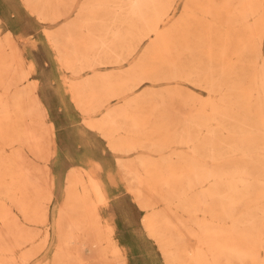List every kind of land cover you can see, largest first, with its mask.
<instances>
[{"label": "bare ground", "instance_id": "obj_1", "mask_svg": "<svg viewBox=\"0 0 264 264\" xmlns=\"http://www.w3.org/2000/svg\"><path fill=\"white\" fill-rule=\"evenodd\" d=\"M179 1L87 0L84 18L66 24L61 30L66 35V44L70 45L65 47L71 50L63 56L68 69L77 74L83 70L95 73L72 88L81 103L86 102L87 109L95 112L104 107L106 95L125 99L148 81H174L178 85L185 80L204 89L206 96L183 95L178 89H163L164 93L147 90L131 95L124 104L107 109L90 127L109 140L114 152L151 150L150 118L155 112L162 114L172 108L166 94L182 99L185 109L198 113L183 115L179 143L192 155L190 158L180 155L179 161L184 164L181 170L169 169L163 174L159 165L168 160L145 158L137 168L133 161L118 159L120 168L130 175L132 188L142 199L143 208L155 203L164 205L162 214L150 210L145 218L146 228L164 251L168 264H183L180 258L189 264H217V259L264 264L261 254L264 251V0H186L185 8L195 7L196 11L184 8L183 14L171 24L177 17ZM216 8L227 13L233 10L242 23L247 39L241 53L252 57L246 61L241 56L237 61L242 65L248 63L252 69L248 77L231 80L236 75L237 64L228 56L234 35L233 18L219 16ZM40 16L45 17L44 13ZM145 42L141 57L127 70H98L106 65L123 64ZM19 52L13 34L0 37V197L8 199L26 220L46 221V209L39 213L25 201L28 196L25 184L37 178L27 169L21 147L24 143L36 152L40 148L39 139L27 123L35 111L53 144L55 130L38 95V83L31 79L34 68H21ZM24 81L26 84L22 87ZM236 111L257 113L232 114ZM162 116L168 123L172 122V114ZM235 125L246 131L238 135L228 129ZM164 128H168L167 123ZM125 129L128 140L121 136ZM140 130L143 141L136 144L132 139ZM240 144L252 145L249 146L252 153L236 146ZM164 147L161 143L157 149ZM201 149L212 160L210 166L198 163L196 153ZM226 149L246 158L245 163L214 167L220 152ZM79 174L78 170L71 173L66 201L70 210L83 207V211H78L83 214L84 225L71 219L68 233L60 235L64 217L63 210L60 211L55 228L62 241L53 264H90L93 258L102 264H114L115 258L125 257L116 238L117 230L106 221L102 225L98 210L94 209L96 204L108 202L109 194L103 182L89 172L90 187L85 194L80 192L75 183ZM172 181L176 187L170 186ZM54 186V181L48 182L45 192L48 199L54 195ZM190 191L196 194L192 198ZM172 205L188 207L190 215L200 214L194 220L197 230L174 215ZM12 206L0 203V223H3L0 225V264H32L38 252L37 235L24 230ZM164 226L181 231L189 240L186 250L174 248L177 243L162 232ZM82 231L87 237L82 238ZM24 245L29 248L23 251Z\"/></svg>", "mask_w": 264, "mask_h": 264}, {"label": "rangeland", "instance_id": "obj_2", "mask_svg": "<svg viewBox=\"0 0 264 264\" xmlns=\"http://www.w3.org/2000/svg\"><path fill=\"white\" fill-rule=\"evenodd\" d=\"M7 5V10L10 14H13L9 17V23L4 25V22L0 21V37L4 38L8 36L9 33L13 34L12 31H7L13 27H22L24 32H32L34 35H39L38 39L41 42H47L48 45L50 44L53 48H64L65 51L62 55H55V57H59L60 62L63 64L61 56H66L70 54V49L66 48L70 47V45L66 44V38L61 31L65 28L66 24L70 25L78 21V19L84 18L86 11L84 9V4L87 3V0H3ZM186 0H180L177 6V10L175 15L177 16L174 21L171 22L175 23L176 20L183 14V9L185 8ZM187 11L194 12L196 11L195 7H187L185 8ZM12 12V13H11ZM216 14L221 17L233 18V22L231 26L233 27L234 35L231 39L232 47L230 48L229 57L231 56L234 60L235 64L234 68L236 69V75L231 79L232 81H237L238 76L240 77H248L249 73L252 69L248 67V63L246 64H238L237 59L241 56L247 61V58H251L252 54H243L241 53L244 49L242 46L244 41H246V37L242 32V23L234 13L233 10L227 13L226 11H221L216 8ZM40 13H44L45 17H41ZM82 14V15H81ZM170 24V25H171ZM10 26V28H9ZM71 29V27H69ZM31 37L28 38H18L16 43L18 45L19 54L21 58V68H26L27 66L34 65L31 63L32 59L29 53H26L28 48V43L30 42ZM143 43L135 53L129 56L128 60L125 61L123 64L119 66L114 65H106L99 67L98 70H114L118 69L121 71H125L139 60L142 55L144 48L146 47ZM64 46V47H63ZM29 50V49H28ZM188 56L184 59V62L187 63ZM64 65L67 68L66 62ZM243 67V68H242ZM251 67V66H250ZM244 69V70H243ZM69 70V69H68ZM35 71V69H34ZM75 77H82L84 74L91 73L93 76L95 73L92 70H83L80 71L79 74L76 72L69 70ZM86 78H80L79 80L69 81L70 85L72 86L74 83H80ZM78 81V82H77ZM26 84L24 81L22 83V87ZM163 89H178L181 91L183 95L191 94L192 96H198L200 94L206 96L208 95L204 89L199 88L198 86L192 84L191 82L181 80L180 83L177 85L174 81H163V82H145L142 86H140L134 92H131V95H139L142 92L147 90H155L164 93ZM191 91H195L196 93H191ZM188 92V93H187ZM166 94V93H165ZM128 96V97H129ZM125 99H117L113 98L109 95H106V101L104 102V107L98 109V111H90L87 109L86 102L80 103L81 109L87 113L95 114L97 118L93 120V122H89V126L93 123H97L107 111V109L114 108L118 104H124L126 102ZM167 103L172 108L168 111H163L162 114H172V122L168 123L161 114V112H155L154 116H152L151 122L149 121V144L151 150H142V149H135L129 153H118L114 152L111 147L109 140L101 134L100 136L106 141L107 148L110 150V164H107L106 167H101L99 165L96 166V175L99 177L98 173H103L107 178V184L111 187L110 190L112 195L115 196L108 200V202H101L95 205L94 209L98 210L100 215V221L102 225H104V221L110 222L117 228L119 233V243L122 244L121 247L124 250L125 257L124 259H116L114 264H168L165 258L164 251L159 246L158 242L154 237H152L146 228L145 218L149 216L150 210L156 211L159 214H162L164 205L160 203L153 204L150 208H143L142 206V199L139 198L135 189L132 188V183L130 179V175L127 174L126 171L120 168L118 164V159L122 158V161L129 162L133 161L136 164V167L140 168V161L145 158H154L158 161H166L162 162L159 165L160 171L163 174H166L167 170L169 169H178L181 170L184 164L180 163L179 157L180 155L186 156L187 158L192 155L187 148L182 146L180 142V129L181 123L183 122V115L186 114H197V111L190 112L188 109H185V103L179 97L174 98L171 95H167L166 97ZM197 99V97H192ZM116 100V101H115ZM198 101V100H197ZM199 102V101H198ZM31 106V102H29ZM143 111V110H142ZM142 113V112H141ZM255 111H236L232 112V114H256ZM136 116H140L142 114H135ZM28 126L32 127V130L35 132L40 145L39 150L33 151L31 150L30 146L22 144L21 151L23 160L27 169L30 171L34 178L32 183L25 184V190L28 193V196L25 197V201L27 203H31L32 206L36 207L35 209L38 210L39 213H42L43 209H46L48 214V219L46 221H39L30 222L26 220L24 214H21L18 209L12 206L11 202L4 198L0 197V203H8L11 208L15 211L16 214L20 217V222L24 230L35 232L37 235V253L32 258V264H53L55 256L58 251L59 243L62 241L61 234H67L69 231V221L76 220V222L81 223L84 225V219L82 218L83 207H78L77 210L73 211L70 210V204L62 198V194L56 195L57 197L54 200V196L50 199L46 196L45 192L47 190V184L49 181H54V176L52 170L50 168L51 159L54 155V144L50 139L49 135L47 134L42 121L35 111L34 115L27 119ZM167 123L168 128L165 129L164 125ZM31 124V125H30ZM31 129V128H30ZM230 131L237 133L238 135L243 134L245 128L238 127L235 125L234 127L228 128ZM121 136L124 140H128V133L127 129H125ZM136 144L141 143L143 141V133L140 130V133L135 135L134 139H132ZM161 143H164L166 147L163 149H157ZM242 147L243 150L249 151L252 153L253 150L250 147L252 145H236ZM204 150L201 149L198 153H196V158L198 163L202 165H211L212 160L203 154ZM219 157H217V164L213 165L214 167H233L237 164H243L246 161V158L238 156V154L230 153L227 149L220 152ZM124 157V158H123ZM263 157V156H261ZM212 166V167H213ZM79 171V170H78ZM80 174L75 178V183L78 184V190L82 193H86V188L90 187L89 181V174L88 172L79 171ZM87 176V178H85ZM62 189V193L64 191L65 183L58 184ZM71 182L69 181L66 186V195L70 189ZM170 186L176 187L175 182H171ZM90 191V190H89ZM94 195V192L91 191ZM104 193V192H103ZM39 194H42V197H39ZM106 195V194H105ZM195 191H190L189 196L192 198L194 197ZM61 196V198H58ZM96 199V196H95ZM54 200V201H53ZM214 203V202H212ZM103 212H108L103 216L101 214V209ZM174 215L182 218L185 220L186 225L194 230H197V226L194 222L195 217L197 218L200 214L197 215H190V209L188 207L179 208L175 205L171 206ZM64 209L66 211H64ZM63 210V230L60 235L57 232L56 226V217L60 214V211ZM101 211V212H100ZM106 217V218H104ZM3 225V223H0ZM163 233H166L167 236H171L176 242V245H173L174 248H180L182 251L186 250L189 246V240L182 236L181 231L177 228H173L171 226H164L162 229ZM83 237H87L85 232H80ZM127 242V243H126ZM68 248H76L75 245H68ZM29 247L24 245L22 250H27ZM126 248V250H125ZM262 258L264 259V251H261ZM130 257V258H129ZM1 258V255H0ZM110 259H114L111 255L109 256ZM183 264H189L184 258L179 259ZM217 264H238V263H228L226 260L217 259ZM90 264H102L98 259H91ZM178 264V263H177Z\"/></svg>", "mask_w": 264, "mask_h": 264}, {"label": "crops", "instance_id": "obj_3", "mask_svg": "<svg viewBox=\"0 0 264 264\" xmlns=\"http://www.w3.org/2000/svg\"><path fill=\"white\" fill-rule=\"evenodd\" d=\"M9 11L5 1L0 0V21L4 22V25L6 24L5 28L8 27L9 17L13 15ZM9 31L14 33L17 41L18 38H32L26 50V53L31 56V63L35 69L31 79L38 83V95L47 109L49 121L53 124L55 130L54 155L50 165L54 176V200L58 194H62V198L65 200L66 186L74 170L91 173L103 182L110 199L115 197L112 195L111 187L107 184L108 178L103 173H98L99 177L96 175L97 165L103 168L110 164L108 156L111 154L109 148H107L108 142L106 143L100 136L101 132L89 126L88 123H92L97 117L92 113L86 112L85 114L80 106L81 101L72 88L76 83L72 86L69 83L70 80L88 78L91 73H86L80 78L75 77L69 71L71 69L68 70V67L66 68L64 65V57L61 56L62 61H64L63 64L60 62L59 57H55V55H62L65 51L64 48L55 49L47 42H41L38 39L39 35L24 32L20 26L10 28L7 33ZM63 182L65 187L62 193L63 188L61 187L60 191L58 184ZM58 198H61V196ZM103 209L107 208H102V212L100 211L103 216H106L105 214L108 212L104 214ZM108 223L114 226L110 222V218ZM114 228L116 231L117 228L115 226ZM116 238L119 243L118 230L116 231Z\"/></svg>", "mask_w": 264, "mask_h": 264}]
</instances>
